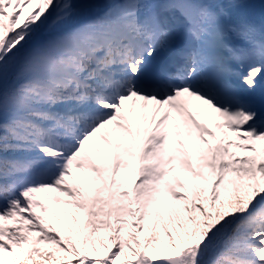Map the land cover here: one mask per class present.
I'll use <instances>...</instances> for the list:
<instances>
[{
	"label": "snow or ice",
	"instance_id": "1",
	"mask_svg": "<svg viewBox=\"0 0 264 264\" xmlns=\"http://www.w3.org/2000/svg\"><path fill=\"white\" fill-rule=\"evenodd\" d=\"M0 264H264V0H0Z\"/></svg>",
	"mask_w": 264,
	"mask_h": 264
}]
</instances>
